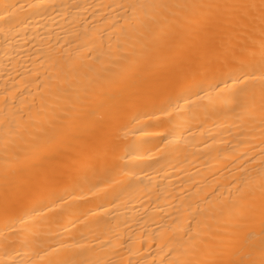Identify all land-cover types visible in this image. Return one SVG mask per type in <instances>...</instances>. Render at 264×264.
<instances>
[{
    "label": "bare ground",
    "instance_id": "1",
    "mask_svg": "<svg viewBox=\"0 0 264 264\" xmlns=\"http://www.w3.org/2000/svg\"><path fill=\"white\" fill-rule=\"evenodd\" d=\"M0 264H264V0H0Z\"/></svg>",
    "mask_w": 264,
    "mask_h": 264
}]
</instances>
